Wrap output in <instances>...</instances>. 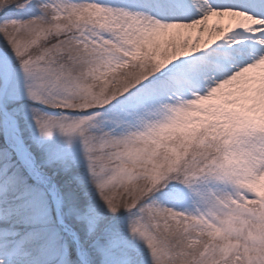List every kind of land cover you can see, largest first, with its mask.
<instances>
[{"label":"snow or ice","instance_id":"6c2138e0","mask_svg":"<svg viewBox=\"0 0 264 264\" xmlns=\"http://www.w3.org/2000/svg\"><path fill=\"white\" fill-rule=\"evenodd\" d=\"M0 264H264V0H0Z\"/></svg>","mask_w":264,"mask_h":264}]
</instances>
